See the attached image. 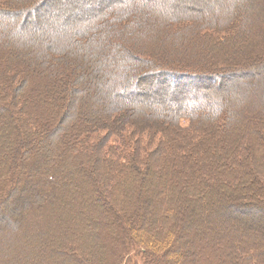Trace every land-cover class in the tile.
<instances>
[{
	"label": "trees",
	"instance_id": "16d2710c",
	"mask_svg": "<svg viewBox=\"0 0 264 264\" xmlns=\"http://www.w3.org/2000/svg\"><path fill=\"white\" fill-rule=\"evenodd\" d=\"M45 1L0 0V264H264V0H123L49 53L17 28Z\"/></svg>",
	"mask_w": 264,
	"mask_h": 264
},
{
	"label": "rangeland",
	"instance_id": "374dc122",
	"mask_svg": "<svg viewBox=\"0 0 264 264\" xmlns=\"http://www.w3.org/2000/svg\"><path fill=\"white\" fill-rule=\"evenodd\" d=\"M122 1L123 0H46L45 2H43L44 4H42L40 7L37 8L38 11H37V9L34 11V13L37 14L36 16H38V17L40 16L39 18L38 17L35 18L36 20H40V18H42L43 16H45V19H42L38 23L34 22L35 20L29 21L28 24L26 25V27H24V28H23V26H20V24L18 23L17 28L21 31V33L23 32L24 35L34 37L35 39L38 38L41 40L39 42H41L42 44L46 43V49H47L46 53H49V51H51L52 48L54 47L52 41L55 38V36L58 37L59 35H62L63 37H69L75 26H78V25L84 23L85 21H88L90 19V17L93 15V13L98 12L97 11L98 7L99 8L100 7L105 8L106 6H108V4L115 3V2L118 3V2H122ZM149 1L151 3H157L159 0H149ZM165 1H166V6L170 5V3H169L170 0H165ZM211 3H214V5H215V0H186L183 2L182 8L176 7V9L178 8V10H181L182 14L185 11H190V12L192 11V13H193V12H196V10H203V11L205 10V12H206V9L212 10V8H208V4H211ZM214 5H213V8L215 7ZM173 7H175V6H173ZM157 11L162 13V16H164L166 18L169 17V13L165 9H161L159 7V9ZM155 14L152 13V17L153 16L155 17ZM43 29H45V30H43ZM42 44L38 43L37 46H40ZM70 45H72V47H74L72 42L70 43ZM186 47L187 46L185 45V43L180 44V48L177 49L179 51L178 54L179 55L187 54L188 58H190L189 57L190 54H188L189 51L186 49ZM69 48H66V49H69ZM81 49L84 50V47H81ZM91 50L93 51L94 55H96V57L103 56L105 54L104 51H106L103 49L101 51V49H99L97 46L93 47ZM203 67H206V66H203ZM201 69L203 70L202 67H201ZM240 73L245 75L244 79H248V78L251 79V78H254L256 76V69L254 67L250 66V67H246L245 69L240 70ZM238 75H240V74H233L232 76H227L225 79H223L225 81V83H223V82L217 83V81H216L217 79L215 77L210 80V82H211L210 83V85H211L210 89L212 91H214L217 95H219L221 97V100L226 102V106H229V105L231 106V100L230 99L233 95H235V94L238 95L239 91H243L242 86L233 84L236 81L234 79H236ZM152 77H154V75ZM136 78L137 77H133V76H131V78H128V81H126V83H125L126 88L124 87L125 89H122L121 93H123L124 95L125 94L127 95V91H132V92L134 91L132 94H135V92H136V90H134V87L136 86L135 80H136V83L139 82V79H136ZM205 80L206 79H204V81ZM168 82L169 81H166V80L160 81L158 79V77L155 76L153 79H149L146 81L144 80L142 83L137 84L138 89H140V90H138V93H136V94H140V92H143V96L138 95L136 97V99H138L137 101L139 102V101H146L147 100V102H145L146 105L153 106L156 103L157 99L166 100V97L162 98V97H159L158 95L161 91H163V93H165L164 91H170V92L174 91V89H172L173 87H168V89H166V85ZM202 83H204V82H202ZM202 83L200 82V84L197 86L198 87L197 90H199L198 92H200V94L202 92L208 91L207 89L202 88L203 87ZM178 84H180V82H178ZM106 86H108L109 89L115 90L114 88H111L109 84H106ZM190 86L193 87L194 85H189V87ZM185 88H188V87H185ZM185 88H183V89H185ZM135 89H137V88H135ZM178 89H179V87H178ZM178 89H176V90H178ZM125 90H127V91H125ZM155 90L157 91V93ZM185 91H186L185 93L190 92V94H194L193 92H191V89L185 90ZM182 93L183 92H181L179 94H182ZM123 94L117 93L118 96H123ZM167 94L168 93H166V96H167ZM185 99H188V98H185ZM84 100H87V101H84ZM132 100H134V99L132 98ZM82 101H84V102L80 105L81 109L84 108V106L85 107L86 106H88V107L92 106L91 105L93 103L92 101H95V99L91 98V96L90 97H88V96L84 97V95H83ZM137 101H131L130 104H136ZM104 112H101V114H104ZM226 202L231 203V201L228 199H226ZM9 204L14 205L16 203L12 200V201H9ZM234 210H235L234 214L237 215L236 217H239L241 215V211H243L239 207H236ZM255 213L258 216L262 215V214H258L257 212H255ZM258 219L260 220L262 218H258ZM196 228L202 229V227L198 223H197ZM260 242H261L260 245L264 246V237ZM100 244H103V242ZM138 251H139V249H135V251H132L130 253L129 257L132 259L133 262L135 260H137V262H140L139 259H141V257L139 255Z\"/></svg>",
	"mask_w": 264,
	"mask_h": 264
}]
</instances>
